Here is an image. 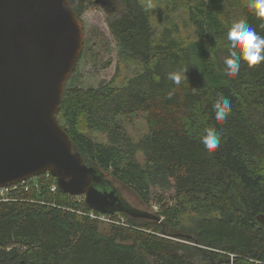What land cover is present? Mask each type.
<instances>
[{"label":"trees","instance_id":"trees-1","mask_svg":"<svg viewBox=\"0 0 264 264\" xmlns=\"http://www.w3.org/2000/svg\"><path fill=\"white\" fill-rule=\"evenodd\" d=\"M117 1L108 25L123 65L90 88L75 85L76 65L57 115L84 162L130 189L151 217L116 212L128 226L106 224L85 197L39 175L0 200V264H264V61H242L235 76L224 64L236 50L232 24L244 19L264 36V20L249 0H157L182 8L186 43L169 26L156 29L165 19L157 1ZM69 2L82 27L98 5ZM174 72L179 83L168 78ZM221 96L231 102L224 121L213 109ZM137 115L148 129L134 139L126 122ZM206 128L220 136L212 153L200 142Z\"/></svg>","mask_w":264,"mask_h":264},{"label":"water","instance_id":"water-1","mask_svg":"<svg viewBox=\"0 0 264 264\" xmlns=\"http://www.w3.org/2000/svg\"><path fill=\"white\" fill-rule=\"evenodd\" d=\"M83 48V27L69 0H0V188L49 172L61 190L85 197L100 213L151 217L84 162L59 122ZM258 218L264 223V214Z\"/></svg>","mask_w":264,"mask_h":264},{"label":"rangeland","instance_id":"rangeland-1","mask_svg":"<svg viewBox=\"0 0 264 264\" xmlns=\"http://www.w3.org/2000/svg\"><path fill=\"white\" fill-rule=\"evenodd\" d=\"M108 1L110 2L109 5H90L82 16L84 48L77 63L76 78L74 79L75 85L78 87H98L102 82L110 81L116 76L118 67L124 63V59L120 55V47L108 25L109 16L120 12L121 7L117 0ZM157 2L163 7L165 19L156 26V29H160L161 25L169 26L179 35L186 38V43H189L192 40L191 30L182 8H169L165 6V3ZM126 129L134 139H138L147 132L148 126L144 117L137 115L128 119ZM87 134L94 140L107 141L105 133L89 132ZM118 185L121 195L135 209L140 212H151L130 189L119 183ZM98 187L99 189L103 188L101 185H98ZM77 197L80 198V196ZM105 223L107 224V222Z\"/></svg>","mask_w":264,"mask_h":264},{"label":"clouds","instance_id":"clouds-1","mask_svg":"<svg viewBox=\"0 0 264 264\" xmlns=\"http://www.w3.org/2000/svg\"><path fill=\"white\" fill-rule=\"evenodd\" d=\"M151 7V5H148ZM254 10L255 15L264 20V0H249L248 5ZM227 40L231 43L232 49L224 59L226 72L229 76L237 75L241 62L246 61L250 67L259 65L264 61V36L259 35L246 20L241 19L232 24L227 32ZM168 78L175 83L181 80L180 73H170ZM215 118L224 121L231 109V102L226 97H219L213 105ZM200 142L207 152L212 153L220 145V136L214 128H206L205 134L201 136Z\"/></svg>","mask_w":264,"mask_h":264},{"label":"built area","instance_id":"built-area-1","mask_svg":"<svg viewBox=\"0 0 264 264\" xmlns=\"http://www.w3.org/2000/svg\"><path fill=\"white\" fill-rule=\"evenodd\" d=\"M51 176L50 173H45V177L49 178ZM18 185H25L26 188L28 189V180L22 181L21 183L17 185H13L10 187H5V188H0V200L3 199L2 197L12 188H16ZM52 190H56V184L52 185ZM91 217L99 219L103 222H107L109 224H119L123 226H128L126 218L121 214V213H90L89 214Z\"/></svg>","mask_w":264,"mask_h":264},{"label":"flooded vegetation","instance_id":"flooded-vegetation-1","mask_svg":"<svg viewBox=\"0 0 264 264\" xmlns=\"http://www.w3.org/2000/svg\"><path fill=\"white\" fill-rule=\"evenodd\" d=\"M109 5L110 4V2L108 1V0H104V5Z\"/></svg>","mask_w":264,"mask_h":264}]
</instances>
